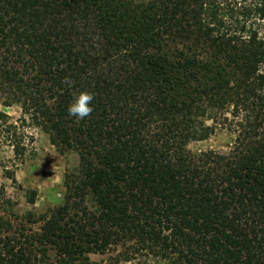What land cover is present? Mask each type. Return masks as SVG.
<instances>
[{
    "label": "trees",
    "instance_id": "obj_1",
    "mask_svg": "<svg viewBox=\"0 0 264 264\" xmlns=\"http://www.w3.org/2000/svg\"><path fill=\"white\" fill-rule=\"evenodd\" d=\"M0 93L79 161L39 232L0 218V264H264V0H0ZM226 123L228 153L188 150Z\"/></svg>",
    "mask_w": 264,
    "mask_h": 264
},
{
    "label": "rangeland",
    "instance_id": "obj_2",
    "mask_svg": "<svg viewBox=\"0 0 264 264\" xmlns=\"http://www.w3.org/2000/svg\"><path fill=\"white\" fill-rule=\"evenodd\" d=\"M6 103L9 102L0 93V113L8 117L7 123H3L5 126L0 125V218L11 222L14 228H24L26 233H37L42 223L28 224V213L42 217L62 203L63 181L67 175L77 172L78 156L75 153H60L51 145L46 134L35 128L29 120L24 121L19 105L12 103L7 106ZM207 124L212 125V122ZM9 125L16 127L15 132L22 136L25 152L20 157L15 156L11 147L14 129H9ZM236 138L237 134L228 123L220 124L208 139L190 143L188 150L196 156L206 151L225 154L230 151ZM32 192L35 193L34 204L28 203ZM125 250L126 247L112 246L103 254H90L88 258L92 262L106 264L124 254ZM48 255L51 264H56V253L49 250ZM118 264L171 262L137 255L129 262L120 261Z\"/></svg>",
    "mask_w": 264,
    "mask_h": 264
},
{
    "label": "clouds",
    "instance_id": "obj_3",
    "mask_svg": "<svg viewBox=\"0 0 264 264\" xmlns=\"http://www.w3.org/2000/svg\"><path fill=\"white\" fill-rule=\"evenodd\" d=\"M64 83L71 84L68 78H65ZM94 100V93L88 91H81L75 96L74 101L68 106L67 112L71 117H75L77 120H83L89 117L94 108L90 105Z\"/></svg>",
    "mask_w": 264,
    "mask_h": 264
}]
</instances>
